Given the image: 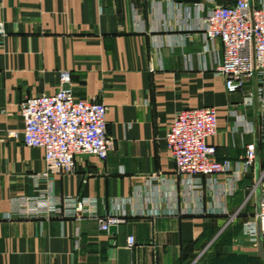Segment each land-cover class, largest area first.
<instances>
[{
  "label": "crops",
  "instance_id": "obj_1",
  "mask_svg": "<svg viewBox=\"0 0 264 264\" xmlns=\"http://www.w3.org/2000/svg\"><path fill=\"white\" fill-rule=\"evenodd\" d=\"M228 1L0 0V264H264L258 235H242L257 220L255 173L232 189L230 174L187 180L166 141L178 112L216 107V158L245 171L256 110L227 91L223 43L202 31ZM63 71L108 106L113 144L104 161L79 155L73 173L44 176L21 103L63 88ZM109 215L122 221L102 230Z\"/></svg>",
  "mask_w": 264,
  "mask_h": 264
},
{
  "label": "built area",
  "instance_id": "obj_2",
  "mask_svg": "<svg viewBox=\"0 0 264 264\" xmlns=\"http://www.w3.org/2000/svg\"><path fill=\"white\" fill-rule=\"evenodd\" d=\"M213 2V0H209ZM204 8L203 3L198 4ZM206 41L220 39L223 43V61L218 71L224 76L228 92L242 91L244 104L255 108V122L249 131L256 134L244 157L245 171L229 158H216L217 145L209 139L218 130L216 107L194 108L178 112L166 133V141L176 163V172L187 180L195 176L230 174V188L241 180L244 172L256 177L251 192L259 196L260 211L256 222H247L243 236L256 240L259 229L264 238V0H229L213 4L202 21ZM153 69V68H152ZM63 84H70L69 71H63ZM108 106L94 99L75 95L69 88H60L53 94L27 96L21 103L24 120L23 143L44 151L45 172L73 173L79 155H93L104 161L108 157L113 138L107 130ZM198 186V183H195ZM234 186V187H233ZM80 202L76 214L84 211ZM102 230H109L122 219L116 215L98 217ZM128 243L134 245V237Z\"/></svg>",
  "mask_w": 264,
  "mask_h": 264
},
{
  "label": "water",
  "instance_id": "obj_3",
  "mask_svg": "<svg viewBox=\"0 0 264 264\" xmlns=\"http://www.w3.org/2000/svg\"><path fill=\"white\" fill-rule=\"evenodd\" d=\"M64 88H69V85L66 84L64 86ZM259 211H260V206H259V203H258V212ZM112 228H115V226H112ZM258 238H259V243H260V252H261L262 257L264 258V250H263V240H264V238H263V235H262L260 229H259V232H258Z\"/></svg>",
  "mask_w": 264,
  "mask_h": 264
}]
</instances>
